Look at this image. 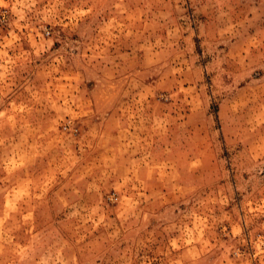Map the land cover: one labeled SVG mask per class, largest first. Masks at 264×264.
I'll return each instance as SVG.
<instances>
[{
	"label": "rangeland",
	"instance_id": "rangeland-1",
	"mask_svg": "<svg viewBox=\"0 0 264 264\" xmlns=\"http://www.w3.org/2000/svg\"><path fill=\"white\" fill-rule=\"evenodd\" d=\"M0 264H264V0H0Z\"/></svg>",
	"mask_w": 264,
	"mask_h": 264
}]
</instances>
